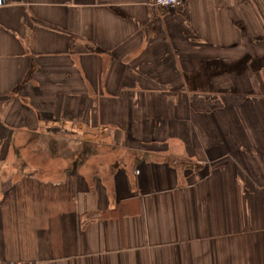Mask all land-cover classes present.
Masks as SVG:
<instances>
[{"label":"crops","instance_id":"1","mask_svg":"<svg viewBox=\"0 0 264 264\" xmlns=\"http://www.w3.org/2000/svg\"><path fill=\"white\" fill-rule=\"evenodd\" d=\"M258 67L264 0L0 7V263L264 264Z\"/></svg>","mask_w":264,"mask_h":264},{"label":"built area","instance_id":"2","mask_svg":"<svg viewBox=\"0 0 264 264\" xmlns=\"http://www.w3.org/2000/svg\"><path fill=\"white\" fill-rule=\"evenodd\" d=\"M21 0H0V7L18 3ZM184 0H147V4L152 8H158L162 10H176L180 8ZM0 264H38L35 261H20V262H6Z\"/></svg>","mask_w":264,"mask_h":264},{"label":"rangeland","instance_id":"3","mask_svg":"<svg viewBox=\"0 0 264 264\" xmlns=\"http://www.w3.org/2000/svg\"><path fill=\"white\" fill-rule=\"evenodd\" d=\"M255 67V65H254ZM258 70H260V68L258 67ZM259 73L261 74V78H264V68H262V70L259 71Z\"/></svg>","mask_w":264,"mask_h":264}]
</instances>
